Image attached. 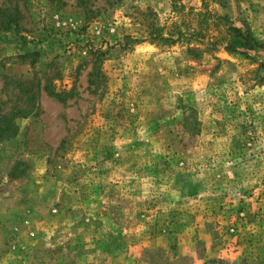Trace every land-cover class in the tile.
<instances>
[{"label":"rangeland","instance_id":"obj_1","mask_svg":"<svg viewBox=\"0 0 264 264\" xmlns=\"http://www.w3.org/2000/svg\"><path fill=\"white\" fill-rule=\"evenodd\" d=\"M0 107V264H264V0H0Z\"/></svg>","mask_w":264,"mask_h":264},{"label":"trees","instance_id":"obj_2","mask_svg":"<svg viewBox=\"0 0 264 264\" xmlns=\"http://www.w3.org/2000/svg\"><path fill=\"white\" fill-rule=\"evenodd\" d=\"M231 34L239 38L240 42L238 48L242 49L245 52L252 51L258 46V43L251 37L250 33L247 30H243L241 28L239 29L235 28L231 30ZM214 47L215 45L213 46V48ZM232 49L233 47L231 45L226 46V50H232ZM50 96H55V95L50 94ZM1 111L2 109L0 107V140H8L16 135L17 127L12 123V118L9 116L1 115ZM209 264H228V263L215 262Z\"/></svg>","mask_w":264,"mask_h":264}]
</instances>
